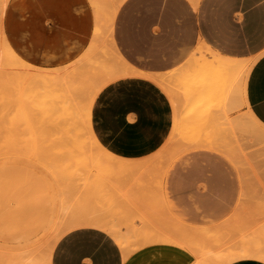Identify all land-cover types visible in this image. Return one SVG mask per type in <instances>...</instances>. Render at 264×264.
<instances>
[{"label": "rangeland", "instance_id": "1", "mask_svg": "<svg viewBox=\"0 0 264 264\" xmlns=\"http://www.w3.org/2000/svg\"><path fill=\"white\" fill-rule=\"evenodd\" d=\"M100 1L107 9L110 1L116 0ZM101 40V46L91 50L88 68L105 60L122 67L110 52V38L104 34ZM20 69L26 72L25 67ZM60 89L58 82L44 86L22 76L0 78L1 255L12 258L24 245L23 249H34L36 259H41L52 235L30 233L24 243L20 230L30 228L33 233L38 228H50L62 218L63 205L82 217L92 212L104 214L117 204L119 208L109 212V217L129 237L131 255L163 244L150 245L149 239L134 236L132 227L146 228L148 234L153 232L150 229L154 233L159 230L156 234L181 233L193 239V248L206 251L228 252L242 242L260 241L264 231V143L257 144L254 137L264 139V130L248 118V109L237 93L238 107L230 121L238 117L243 125L235 123L232 127L227 139L231 146L204 138L166 140L162 148L143 160L148 162L143 169L126 174L105 171L108 177L98 182L101 167L94 158L98 150L84 132L78 135L84 151H74V157L56 154L59 149L65 153L64 145L55 150L16 142L14 134L24 136L27 124L46 122ZM65 147L66 152L72 149L70 144ZM231 147H240L241 156Z\"/></svg>", "mask_w": 264, "mask_h": 264}, {"label": "crops", "instance_id": "2", "mask_svg": "<svg viewBox=\"0 0 264 264\" xmlns=\"http://www.w3.org/2000/svg\"><path fill=\"white\" fill-rule=\"evenodd\" d=\"M93 9L90 0H8L4 12L0 8V32L24 62L61 68L89 47L96 25ZM113 38L120 55L145 75L180 67L200 41L232 59H255L247 77L246 107L264 125V0H199L197 7L189 0H124L116 13ZM172 125L168 96L144 76L108 84L92 106V131L100 145L129 161L162 148ZM194 262L190 252L169 244L145 247L125 259L112 236L81 227L57 242L50 264ZM230 264L264 262L241 259Z\"/></svg>", "mask_w": 264, "mask_h": 264}, {"label": "bare ground", "instance_id": "3", "mask_svg": "<svg viewBox=\"0 0 264 264\" xmlns=\"http://www.w3.org/2000/svg\"><path fill=\"white\" fill-rule=\"evenodd\" d=\"M90 1L96 16L94 35L89 46L90 51L86 50L80 58L65 68H37L24 62L14 53L3 31L0 32V78L8 79V77L22 76L25 81H32L34 84H43L44 86L56 82L61 84V89L56 98L57 104L50 117L48 116L46 122L42 120L44 122L38 121L34 125L27 124L28 130L24 132V136L14 134V137L18 139L16 142H24L43 148L55 147V150L60 148V145H64L63 152L65 153L62 154L60 149L55 153L59 156L68 154L74 157V151L78 153L84 151L85 146L78 143V135L84 132L88 136V142L100 151H97L94 156L97 165L101 167L96 181L102 182L103 180L104 182L106 180L105 178L108 176L104 173L105 171L126 174L143 169L148 165L147 161H143L145 158L129 161L114 156L100 145L91 126L92 106L98 93L105 86L118 79L137 75L148 77L156 82L172 104L173 125L167 138L168 143H171L175 138L183 141L204 138L207 141L213 140L215 143L221 141L231 146L227 139L232 127L235 123L240 126L243 123L238 117L232 122L230 117L238 107L237 94L247 106L245 97L247 77L256 60H236L223 56L200 41L192 55L180 67L165 74L145 75L134 69L120 55L114 42V21L124 0H116L115 2L108 0L110 3L107 9L100 6L101 1L99 2V0ZM189 1L194 7H197L199 3V0ZM7 3L8 0H0L2 12H4ZM104 34L110 38V52H112L114 60L122 67L117 68L105 60L102 65L93 64L88 68L87 65H90L92 61L89 60L91 50L93 47L99 48L101 46V39L104 38ZM2 54L6 56L4 60ZM21 67H25L26 72L23 73ZM196 68L199 70L195 71ZM224 74L226 75L224 76ZM247 112L248 118L258 128L264 130V125L254 117L251 111L248 110ZM254 140L257 144L264 143L262 137H254ZM69 144L72 149H68L66 152L65 145ZM231 149L236 155L241 156L240 147H231ZM115 208H119L117 204L108 207V211L114 213ZM62 209V218L55 221L50 228H38L33 233L30 228L20 230L22 242L26 241L25 239H30L31 234L38 236L39 233L43 232L49 236L52 235L41 259H36L34 249H23V245L21 249L24 251L21 250L19 253L16 249L12 258L0 254V264H50L57 242L68 232L81 227L95 228L109 234L120 246L124 258L128 259L131 256L129 237L122 234L114 220L109 217L112 213L97 214L92 212L78 217L73 208L63 205ZM149 222H147L148 226L150 225ZM132 229L134 236L149 239L150 245L156 243L172 244L190 251L196 257L194 264H230L241 259H256L264 262V231L259 242L254 240V243L250 242L251 244H249L245 241L228 252H222L195 249L192 247L193 239L181 233L165 234V231L162 230L164 232L156 234L159 230L154 233V230L150 229L153 232L150 231L148 234V231H145L146 228L144 231L140 228L132 227Z\"/></svg>", "mask_w": 264, "mask_h": 264}]
</instances>
